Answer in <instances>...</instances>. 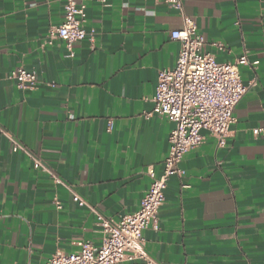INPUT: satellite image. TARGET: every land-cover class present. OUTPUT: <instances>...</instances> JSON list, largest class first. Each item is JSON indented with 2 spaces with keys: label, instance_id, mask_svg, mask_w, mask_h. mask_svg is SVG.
<instances>
[{
  "label": "crops",
  "instance_id": "obj_1",
  "mask_svg": "<svg viewBox=\"0 0 264 264\" xmlns=\"http://www.w3.org/2000/svg\"><path fill=\"white\" fill-rule=\"evenodd\" d=\"M183 1L219 62L247 55L248 90L225 144L204 130V143L182 159L159 229L144 230L146 250L161 264H264V141L254 133L264 125V0ZM78 2L88 36L71 54L49 35L67 0H0V264H44L82 241L100 246L89 206L115 221L135 212L152 183L148 169L160 175L169 154L175 123L145 112L159 71L176 66L181 43L171 32L182 15L164 0ZM20 66L37 73L34 89L11 78ZM1 129L31 155L14 151Z\"/></svg>",
  "mask_w": 264,
  "mask_h": 264
},
{
  "label": "built area",
  "instance_id": "obj_2",
  "mask_svg": "<svg viewBox=\"0 0 264 264\" xmlns=\"http://www.w3.org/2000/svg\"><path fill=\"white\" fill-rule=\"evenodd\" d=\"M164 2L182 15L183 27L171 32V38L181 43L176 66L159 71L153 98L154 108L145 112L148 118L159 114L175 123L169 137L170 150L164 160L163 171L157 175L152 167L148 169L152 183L140 207L135 212L124 214L120 220L108 218L89 206L103 232L100 246H95L91 241H82L78 251H57L44 264H121L124 261L161 264L147 252L144 230L150 225L159 229V211L166 200L170 178L184 174L180 167L181 161L188 152L204 143V130L214 135L223 146L236 121L234 111L248 90L240 73V66L249 64L247 55L233 63L219 62L213 53L205 49L206 38L199 31L195 20L185 13L184 1ZM86 10V4L67 0L63 23L49 30L50 37H58L66 42L71 54L73 44L88 36L85 28ZM93 34H90L91 40ZM214 45L224 47L219 42ZM253 63L257 65L258 61ZM11 78L21 90L34 89L39 81L34 70L23 66L14 70ZM1 131L10 137L14 151L23 150L31 155L21 142L4 130ZM254 133L264 141V125L254 129ZM34 160L36 167L42 165L39 159ZM54 177L57 183H63L58 176ZM72 199L80 206L88 205L73 190ZM55 203L58 208H62L57 198Z\"/></svg>",
  "mask_w": 264,
  "mask_h": 264
}]
</instances>
